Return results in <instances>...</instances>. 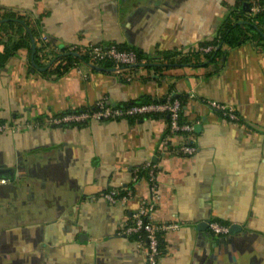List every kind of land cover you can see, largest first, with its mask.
Wrapping results in <instances>:
<instances>
[{"label": "crops", "instance_id": "obj_1", "mask_svg": "<svg viewBox=\"0 0 264 264\" xmlns=\"http://www.w3.org/2000/svg\"><path fill=\"white\" fill-rule=\"evenodd\" d=\"M248 1L0 0V16H23L41 48L39 67L27 47L0 67V122L11 127L0 134V264H147L144 246L123 230L152 193V222L179 225L159 235L158 264H264V47L251 40L199 66L78 62L55 74L50 62L72 45H116L158 64L161 53L211 40ZM175 95L193 130L168 147L166 116L25 126L99 101L114 107ZM206 101L233 108L238 120ZM182 143L196 152L178 155ZM148 162L152 191L146 177L132 182ZM131 183L127 203L104 199ZM212 221L237 229L214 236Z\"/></svg>", "mask_w": 264, "mask_h": 264}, {"label": "built area", "instance_id": "obj_2", "mask_svg": "<svg viewBox=\"0 0 264 264\" xmlns=\"http://www.w3.org/2000/svg\"><path fill=\"white\" fill-rule=\"evenodd\" d=\"M258 0H250L249 11L255 14L259 11ZM42 41L46 42V38L42 37ZM215 47L207 46L205 48H197L198 52L208 53L214 50ZM62 52L77 53L86 58L89 64H97L100 62H110L116 67H137L144 61L139 60L136 53L130 50H120L116 45H97L92 47H81L72 45L64 49ZM76 66V65H75ZM207 106L218 113L223 119L236 122L238 120L237 112L225 105L215 101H206ZM181 109L180 102L167 96L162 101H151L143 104H131L127 106H108L104 101L95 103L93 109H86L83 111H71L62 115H49L39 121H29L25 126L37 127L40 124L47 126H71V125H84L89 122L105 121L112 119L124 118H138V117H153L154 115H166L168 119L167 136L163 138V147H168L170 138L177 136L180 133H192V125L189 123H181ZM11 127L6 123H0V134L10 130ZM178 155L190 156L196 152V147L189 143H182L180 148L176 150ZM144 169L147 172V181L151 185V191L155 188L154 180L156 176L155 165L151 162L145 164ZM139 181L137 171L133 174L132 182ZM141 198L136 210L131 214L130 222L125 225L123 233L136 239L138 244L144 246L146 252L147 264H158L161 251L159 249V235L167 230H177L179 225L177 223L169 224H155L150 219L151 213L154 211L155 197ZM104 199L111 204H125L132 199V192L126 191L122 196H118V191L110 190L104 194ZM208 228L214 236L226 235L230 231L228 225H223L218 222L212 221L208 223Z\"/></svg>", "mask_w": 264, "mask_h": 264}, {"label": "trees", "instance_id": "obj_3", "mask_svg": "<svg viewBox=\"0 0 264 264\" xmlns=\"http://www.w3.org/2000/svg\"><path fill=\"white\" fill-rule=\"evenodd\" d=\"M259 11L255 14H251L249 11L250 8V0L248 1V8L246 10L240 9L239 11L233 10L229 15L224 19L223 23L219 27L216 35L206 42L200 43L198 47L194 49V51L183 52L177 50L166 51L157 55L158 64L152 63V61L145 60V58L137 51L133 49H125L118 47L120 50H130L136 53L139 60H145L146 62L139 66H147L149 68H162L163 66H199L204 65L206 63L214 62L220 58H225L226 51L229 49H233L239 47L240 45L254 40L257 44L264 47V0H258ZM38 24V23H37ZM17 35L15 39L11 36V33ZM35 32L31 29L25 20V18L21 15H17L13 12H8L2 14L0 16V44L3 43V36L7 37L8 40L4 42V49L0 51V67L3 66L7 60L15 55L18 49L22 47H27L29 49L32 48V44H34L35 52L33 55V63L36 67H39L38 63V50L41 48L36 47L35 41ZM212 46L215 47L214 50L203 53L198 52L197 48L199 47H207ZM51 64L56 63L57 65L53 69L52 72L55 74H60L66 71L70 67H74L78 62L88 63L84 56H74L73 53L61 52L52 56ZM47 67V66H45ZM134 68V67H132ZM131 68V69H132ZM166 98V97H165ZM162 99H148L144 103H148L151 101H162ZM181 106L183 100L177 99ZM132 104H143V103H132ZM131 105V104H130ZM127 106V105H126ZM83 111V110H79ZM68 113V112H66ZM65 114V113H63ZM62 115V114H61ZM158 116H166V115H154L153 117ZM167 117V116H166ZM181 123L185 122V119L182 115L181 109ZM2 123V122H0ZM179 135H189L188 133H180ZM139 180L147 177L146 170L141 169L137 172ZM132 183L126 187L125 189L118 191V196H122L126 193V191L132 190ZM133 191V190H132ZM131 191V192H132ZM133 238V237H132Z\"/></svg>", "mask_w": 264, "mask_h": 264}, {"label": "water", "instance_id": "obj_4", "mask_svg": "<svg viewBox=\"0 0 264 264\" xmlns=\"http://www.w3.org/2000/svg\"><path fill=\"white\" fill-rule=\"evenodd\" d=\"M34 52H35V47H34V44H32V48H31V57L33 58V54H34ZM73 55L74 56H79L77 53H73ZM33 65L35 66V64L33 63ZM42 70H45V69H42ZM177 97V95H175V97L174 98H176ZM1 172V171H0ZM235 229H237V226L236 225H232L231 227H230V231H229V233H232L233 232V230H235Z\"/></svg>", "mask_w": 264, "mask_h": 264}]
</instances>
